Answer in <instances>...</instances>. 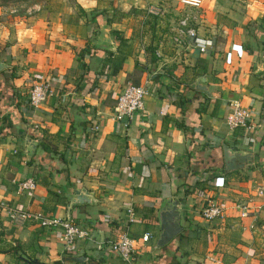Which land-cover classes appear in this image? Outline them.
I'll list each match as a JSON object with an SVG mask.
<instances>
[{"label": "crops", "instance_id": "0c3cea01", "mask_svg": "<svg viewBox=\"0 0 264 264\" xmlns=\"http://www.w3.org/2000/svg\"><path fill=\"white\" fill-rule=\"evenodd\" d=\"M170 5L180 12L177 0L0 4V264H86L93 242L121 233L133 239L137 264H264V0H201L193 27L211 41L203 53L171 43L177 19L129 13ZM199 78L206 92L193 87ZM36 79L49 93L26 107ZM125 82H146L152 93L116 121L110 110ZM231 100L250 111L260 135H228ZM221 144L249 159L224 170ZM27 178L33 189L18 191ZM79 188L89 201L66 208ZM207 199L221 219L199 216ZM166 201L176 203L181 230L153 248ZM2 206L68 215L90 240L65 251L57 228L10 223ZM75 256L82 262L68 259ZM91 260L122 264L105 248Z\"/></svg>", "mask_w": 264, "mask_h": 264}, {"label": "built area", "instance_id": "2783aa9c", "mask_svg": "<svg viewBox=\"0 0 264 264\" xmlns=\"http://www.w3.org/2000/svg\"><path fill=\"white\" fill-rule=\"evenodd\" d=\"M177 3L180 14L172 28V35L170 36L171 43L175 47L191 46L200 53L205 52L206 48L211 45V41L197 38L195 35V28L193 27L200 14L199 9L201 0H177ZM32 9L37 10L38 7ZM154 55L157 57L158 52L155 51ZM147 84L143 82L141 85H134L125 82L114 98L110 110L111 118L116 121L128 120L135 112L141 110L143 98L152 93ZM48 93L49 90L45 82L37 79L33 80L25 92L23 104L26 107L35 108L43 101ZM226 108L227 112L223 118V125L228 135L234 131H239L242 134L248 135L253 129H256L254 135L258 136L261 134V131L258 129L259 127H255L249 123L250 111L246 107L240 106L236 100H231L227 103ZM242 134L240 136H243ZM221 185L222 178L217 176L213 177L212 186L217 188ZM33 187L34 183L31 178L16 182V189L18 191L23 189L32 190ZM1 209L3 210L6 220L10 223H33L39 227L57 228L60 232L59 240L65 251H68L76 242L90 240L87 232L69 218H49L37 211L16 209L10 206H2ZM126 213L127 220L131 221V209L126 208ZM198 213L199 216L206 221L222 218L220 205L209 199L205 200L204 204L201 205ZM246 216L247 213L245 208H240L237 217L240 219ZM251 227L252 225L249 223L247 228ZM150 237L149 232H143L139 236V240L140 242H146ZM103 248L113 254L122 264H137L134 241L125 233H121L112 240L93 242L92 253L89 259H87V257L84 258L85 263L91 264L92 256Z\"/></svg>", "mask_w": 264, "mask_h": 264}, {"label": "water", "instance_id": "95a60500", "mask_svg": "<svg viewBox=\"0 0 264 264\" xmlns=\"http://www.w3.org/2000/svg\"><path fill=\"white\" fill-rule=\"evenodd\" d=\"M5 65L0 62V70L3 69ZM203 81V78H199L196 84L193 85L195 89L205 91V88L200 83ZM26 140L25 142H27ZM28 143V142H27ZM30 144V143H29ZM222 150V165L223 169L226 171H231L242 166L244 161L249 159L247 153H240L238 151L232 150L231 148L221 144ZM86 192L84 189L79 188L73 191V197L69 199V202L66 204V208H69L71 204L88 202L89 199L85 196ZM176 203L173 201H166L160 204L157 212L156 218L158 221V233L153 244V248H158L165 245L167 242H170L171 239L176 236L181 227L178 224L179 214L176 209ZM68 219V215H66ZM71 261L81 263L83 260L82 256H75L68 258Z\"/></svg>", "mask_w": 264, "mask_h": 264}, {"label": "rangeland", "instance_id": "374dc122", "mask_svg": "<svg viewBox=\"0 0 264 264\" xmlns=\"http://www.w3.org/2000/svg\"><path fill=\"white\" fill-rule=\"evenodd\" d=\"M11 1H14V0H11ZM159 9L160 10H153L152 9L150 11L142 10V13H139L140 10L134 11V9H132L131 11H129V13H131L132 17H135V16L139 17L140 15H142V17H144V18L147 17L148 20H151L153 18H155L157 20L160 18H164L167 20L166 21L167 24L170 20H173L175 22V20L178 18V15L180 14V12L177 13V11L171 5L168 8H165L163 10H161V8H159Z\"/></svg>", "mask_w": 264, "mask_h": 264}, {"label": "trees", "instance_id": "16d2710c", "mask_svg": "<svg viewBox=\"0 0 264 264\" xmlns=\"http://www.w3.org/2000/svg\"><path fill=\"white\" fill-rule=\"evenodd\" d=\"M8 1H11V0H0V4L6 3Z\"/></svg>", "mask_w": 264, "mask_h": 264}]
</instances>
